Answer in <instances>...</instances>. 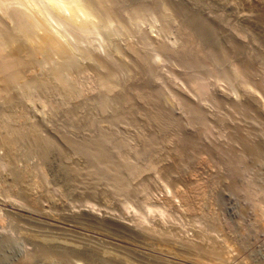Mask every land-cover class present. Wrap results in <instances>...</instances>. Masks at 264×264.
Segmentation results:
<instances>
[{
	"label": "rangeland",
	"instance_id": "374dc122",
	"mask_svg": "<svg viewBox=\"0 0 264 264\" xmlns=\"http://www.w3.org/2000/svg\"><path fill=\"white\" fill-rule=\"evenodd\" d=\"M128 1L103 14L93 0H0V36L8 30L23 35L18 30L20 14L35 38L49 32L63 49L45 59L38 54V62L28 55L43 36H20L23 44L17 38L15 43L21 45H7V52L2 47L6 56L24 47L31 64L22 70L26 78L20 76L11 85L13 92L0 94V136L13 133L19 142L10 156L0 142V264H58L47 260L44 244L33 240L37 229L70 243V237L87 236L88 229V244L84 252H73L74 264H218L208 250L221 252L232 264H264V8L257 11L252 32L236 20L237 30L218 40L206 29L209 23L196 26L198 21L189 15L193 28L202 33L193 39L184 30L175 1L166 0L167 15L150 0ZM185 7L191 15L193 10L200 13ZM214 13V8L204 10L208 17ZM233 38L244 39L247 48L229 46L227 40ZM143 55L157 59L152 65L155 73L147 72ZM7 95H14L13 105ZM156 97L173 109L158 105ZM233 98L240 104L234 105ZM28 126L39 128L42 141L51 139L53 149L44 153L34 148V132ZM45 156H50L46 163ZM32 166L40 169L30 172ZM71 166L70 172H80L79 176L68 174ZM19 167L24 170L19 172ZM15 169L21 174L16 184L21 183V189L10 183ZM39 194H46L39 196L40 202L47 200L41 202L47 204L44 209H54L57 212L51 213L58 217L67 211L91 218L77 223L79 228L70 226L72 216L68 228L52 227L28 203ZM80 228H86L84 234ZM59 232L70 235L64 238ZM200 249L203 259L197 261ZM227 259L220 264H228Z\"/></svg>",
	"mask_w": 264,
	"mask_h": 264
},
{
	"label": "bare ground",
	"instance_id": "6f19581e",
	"mask_svg": "<svg viewBox=\"0 0 264 264\" xmlns=\"http://www.w3.org/2000/svg\"><path fill=\"white\" fill-rule=\"evenodd\" d=\"M120 1H122V0H120ZM120 1H116V0H93V2H94V5H95V7L97 8V9H99V10H101V11H104L103 12V14L104 13H113V11L114 10H116V9H120V8H116L115 9V6L117 5V7H120V6H118V4H120ZM128 1V0H127ZM171 1H175V3L176 4H179V9H177L176 11H177V13H179V14H181L182 15V17H181V21H182V23H183V27H184V30H186L187 29V31H188V33L190 34V36H191V38L193 37V39H195L194 37H197V35H201L202 33H200V31H197L195 28H193V22H192V17L194 16V19L196 20V21H198V22H196L197 24H199V25H196V26H202V27H205L204 26V24L203 23H211V25H209V24H206V29H209V31H210V34L212 35V36H214V38L215 39H219V38H221V37H225L226 36V34H229L228 32H229V30H237V27L239 26V23L238 22H245V24L246 25H248V29L252 32V28H251V25L252 24H256V18H257V11H260L261 9L263 10V8H264V0H211V2H210V0H171ZM117 2V3H116ZM131 2V1H130ZM129 1H128V4L130 3ZM150 2H152L153 4H155L162 12H163V14H165V15H167V12H166V10H165V2H166V0H150ZM132 3V2H131ZM130 3V4H131ZM135 4V3H134ZM133 4V5H134ZM174 4V3H173ZM183 4H185V6L186 5H188V6H192V8H195L196 9V11L197 10H199V12L200 13H198V14H196L195 13V11L193 10L192 11V15L189 13L190 11H186L185 10V8L183 7ZM211 4V5H210ZM124 4H122V6H123ZM126 5V4H125ZM240 5H243L242 6V8L241 9H238L239 8V6ZM137 6V5H136ZM170 6V5H169ZM176 7V6H175ZM137 8V7H136ZM209 8H214V16L213 17H208V16H206L205 14H204V10L205 9H209ZM186 9H188V7L186 8ZM190 9V8H189ZM100 11V12H101ZM124 11V10H123ZM115 12V11H114ZM125 12V11H124ZM123 12V13H124ZM17 13V12H16ZM102 13V12H101ZM203 14L202 16L201 15H199V14ZM22 14V13H21ZM17 16H19V18H17V19H19V20H22V22L20 23V24H18V26L19 25H21L20 27H18V28H20V29H18V28H16V29H18V30H20V32H21V34H23V35H20V33L18 34V35H20V36H22V37H25V38H30V37H33V38H35V36H33V29H30V27L27 25V23H25L24 24V19H27L26 17L24 18V16L22 17V15H18V14H16ZM108 16H110L109 14H107ZM115 15V14H114ZM174 15V14H173ZM189 15L190 16H192V17H189ZM111 16H112V14H111ZM178 16V15H177ZM23 18V19H21V18ZM168 17V16H167ZM18 20V21H19ZM236 20H238V22H236ZM29 23H30V21H29ZM201 23V24H200ZM238 23V24H237ZM31 24V23H30ZM29 24V25H30ZM203 24V25H202ZM28 27H27V26ZM32 25V24H31ZM30 25V26H31ZM200 26V27H201ZM217 26H220L219 28L217 27ZM33 26H31V28H32ZM253 27V26H252ZM200 29V28H199ZM198 29V30H199ZM203 29V28H202ZM8 30V29H7ZM37 30V29H36ZM221 30V31H220ZM5 32H6V29L4 30ZM11 31V32H10ZM8 30L7 31V33H2V35L0 36V94L2 95V94H7V93H9V91H11V92H13L12 91V89H13V86L11 87V85H13L14 84V82H16L18 79H20V76L22 77L20 80H22V79H24L23 77H25L26 78V76H24L23 74V72H22V70L24 69V68H26V66H27V64H31V63H28L27 62V55H26V53L28 54L29 53V50H28V52H24V50L22 51L21 49H23L24 47H22L21 49H14L13 51L14 52H12V53H10L11 55L10 56H6V55H9V54H7V53H5L4 55H3V53L2 52H7V51H9V50H7V45L9 46L8 48H12L15 44L17 45L18 43V41L15 43V41L16 40H18L17 38H19L17 35H15V34H17L19 31H13L12 32V30ZM204 31H205V29H204ZM204 31H202V32H204ZM208 31V30H207ZM13 33V34H10V33ZM45 34H46V31L44 32ZM43 33V38L40 40L39 38H41L42 36L41 35H39V36H41V37H37L36 36V38L35 39H37L38 38V40H40L39 42H37L38 44L37 45H35V50H34V48H32V46H34V45H32L31 43H32V41H29V43H30V47H31V50L33 51L31 54H29L28 56H30V58L32 57H34L35 58V60L36 61H38L39 62V60H38V58H37V56H38V54L41 56V58H42V56L44 57V59L45 58H48V57H50V55H54V54H50V53H52V51L54 52V51H58L57 53H62L63 52V49H62V46L60 47L59 45H58V41L56 40V39H54L53 37L54 36H51V35H49L48 33L49 32H47V34L45 35ZM35 34V33H34ZM189 34H188V36H189ZM36 35V34H35ZM204 35V34H203ZM205 36V35H204ZM21 38V37H20ZM19 38V39H20ZM27 38V39H28ZM32 38V39H33ZM205 38V37H204ZM26 39V40H27ZM31 39V38H30ZM197 39H199V38H197ZM234 39V38H233ZM34 40V39H33ZM200 40H202V39H200ZM224 40V39H223ZM197 41V40H196ZM205 41H207V40H205ZM221 41V40H220ZM20 42H22L21 44H23V42H24V40L22 39V41H21V39H20ZM138 42V41H137ZM146 42H148V40L146 41V39H145V43ZM193 42V41H192ZM191 42V43H192ZM199 42V41H198ZM204 42V41H203ZM203 42H201V43H203ZM208 42V41H207ZM227 42H228V44H229V46H232V48H233V46H236V45H238L239 47H241V48H244V49H246L247 47V44H246V42H245V40L244 39H234V40H227ZM26 43V42H25ZM28 43V44H29ZM33 43H35V41H33ZM127 43V42H126ZM133 43V42H132ZM145 43H144V46L145 47H147L146 45H145ZM200 43V42H199ZM212 43V42H211ZM223 43V42H222ZM20 43L18 44V46L19 45H21ZM27 44V43H26ZM59 44H60V42H59ZM148 44V43H147ZM15 45V46H16ZM25 45V44H24ZM127 45V44H126ZM205 45V44H204ZM5 46V47H4ZM23 46V45H22ZM29 46V45H28ZM27 46V47H28ZM135 46V45H134ZM222 46V45H221ZM263 46V45H262ZM2 47H3V49L5 50H3L2 49ZM25 47H26V45H25ZM165 47V46H164ZM164 47H162L161 46V48H162V50H163V48ZM227 47V46H226ZM160 48V49H161ZM219 48H221V50L223 51V52H226L224 49L225 48H223L222 49V47H219ZM26 49V48H25ZM30 49V48H29ZM164 49H166V51H168V49L165 47ZM229 49V48H228ZM3 50V51H2ZM30 50V51H31ZM133 50H134V48L132 49V52H133ZM136 50V49H135ZM217 50V49H216ZM12 50H10V52H11ZM25 51H27V49L25 50ZM165 51V50H164ZM184 51V50H183ZM222 51H220V52H222ZM229 51V50H228ZM21 52H24V53H22V54H24L23 56H22V54H21ZM65 52H66V49H65ZM136 52H137V50H136ZM135 52V53H136ZM141 51H139V53L137 54L136 53V55H135V57L137 58L142 52H143V50H142V52L140 53ZM144 52L146 53V51H145V49H144ZM173 52V51H172ZM207 52V51H206ZM169 53V52H168ZM171 53V52H170ZM180 53V52H179ZM204 53V52H203ZM219 53V52H218ZM50 54V55H49ZM55 54H56V52H55ZM63 54H65V53H63ZM144 54V53H143ZM172 54V53H171ZM174 54V53H173ZM180 54H182V53H180ZM205 54V53H204ZM26 55V57L25 58H23L24 56ZM146 55H147V53H146ZM221 55V54H220ZM181 56V55H180ZM213 56V55H212ZM63 57H65V56H63ZM141 57V56H140ZM139 57V58H140ZM149 58V59H147V58ZM205 57H207V56H205ZM33 58V59H34ZM40 58V59H41ZM141 58H143V59H141V61H143L142 63L145 65V69L147 70V72L148 73H150V74H152L151 72L153 71V67H152V65H153V63H154V61L155 60H157V59H154L153 61L152 60H150V56L148 57V56H145V55H143V57H141ZM43 59V58H42ZM41 59V60H42ZM187 59V58H186ZM186 59H183V60H185L186 62L185 63H187L188 61L186 60ZM190 59V58H189ZM206 59V58H205ZM60 60H62V59H60ZM194 60V59H193ZM203 60V59H202ZM64 61H65V59H64ZM67 61H68V59H67ZM136 61H137V59H136ZM138 61H140V60H138ZM181 62V61H180ZM189 62H191V61H189ZM37 63V62H36ZM71 63V62H70ZM141 63V62H140ZM140 64V68L139 69H141V65H143V64ZM183 63V62H182ZM204 63V62H203ZM192 64V63H191ZM196 64V63H195ZM37 65H39V64H37ZM37 65H34V66H36L37 67ZM41 65V64H40ZM39 65V66H40ZM115 65V67H118L119 65L117 64V66H116V64H114ZM131 65V64H130ZM188 65V64H187ZM29 66V65H28ZM27 66V67H28ZM133 66V65H132ZM139 66V65H138ZM154 66V65H153ZM183 66V65H182ZM192 66V65H191ZM59 67V66H58ZM120 67V66H119ZM143 68V67H142ZM155 68V67H154ZM27 69V68H26ZM25 69V70H26ZM30 69H31V67H30ZM32 69H33V67H32ZM35 69V68H34ZM111 70V72L109 71V73L108 74H110V75H112L113 73L112 72H114V70H112V69H110ZM31 71V70H30ZM57 71H58V68H57ZM57 71H55V72H57ZM186 71V70H185ZM146 72V73H147ZM154 72V71H153ZM21 73H22V75H21ZM131 73V72H130ZM133 73V72H132ZM155 73V72H154ZM187 73V72H186ZM27 74V73H26ZM57 74L59 75V71L57 72ZM56 74V75H57ZM61 74V73H60ZM116 74H118V73H116ZM38 75V74H37ZM58 75H57V77L56 78H58ZM97 75V74H96ZM100 75V74H99ZM63 76V75H62ZM147 76H148V74H147ZM187 76V75H186ZM230 76V75H229ZM33 77H34V75H33ZM61 77V76H60ZM151 77V75L149 76V78ZM97 78V77H96ZM102 78H104V77H102ZM144 78H146V76L144 77ZM143 78V79H144ZM149 78H146V80L148 79L149 80ZM31 79V78H30ZM39 80H40V78H38ZM107 79V78H106ZM112 79V78H111ZM110 79V80H111ZM152 79V78H151ZM20 80H19V82H20ZM50 80V79H49ZM99 80H101V78L99 79ZM105 80V79H104ZM153 80V79H152ZM41 82H43V80H40ZM103 81V80H102ZM102 81H99V82H102ZM194 81V80H193ZM22 82H24V80L22 81ZM17 83H18V81H17ZM37 83V82H36ZM39 83V82H38ZM105 83V82H104ZM132 83V82H131ZM151 83H152V81H151ZM16 84V83H15ZM64 84V83H63ZM112 85V84H111ZM110 85V86H111ZM147 85H148V83H147ZM150 85V84H149ZM62 86V85H61ZM104 86V85H103ZM130 87V86H129ZM156 87V86H155ZM158 87V86H157ZM11 88V89H10ZM154 88V87H153ZM68 89V88H67ZM73 89V88H72ZM157 89V88H156ZM147 90V89H146ZM155 90V89H154ZM159 90V89H158ZM158 90H156V91H158ZM163 90V89H162ZM69 91H71V90H69ZM150 91V90H149ZM156 91H153V92H155L156 93V95H158V93H160V90L158 91V93L156 92ZM72 92V91H71ZM134 92V91H133ZM151 93V95L152 94H154L155 95V93ZM68 93H70V92H68ZM180 93V92H179ZM108 94V93H107ZM144 94H146V93H144ZM183 94V93H182ZM0 95V96H1ZM11 95V94H10ZM10 95H7V99H8V101H9V103L10 102H13V96L11 97ZM105 95V94H104ZM149 95V94H148ZM172 95V94H171ZM174 95V94H173ZM142 96V95H141ZM160 96V95H159ZM6 97V96H5ZM146 96H144L143 98L146 100V98H149V97H146ZM162 97V95L160 96V98ZM15 98V97H14ZM119 98V97H118ZM153 98V97H152ZM174 98V97H173ZM180 98V97H179ZM68 99H70V98H68ZM72 99V98H71ZM158 98L156 97V98H154L153 100H155V102H158L159 100H161V99H159V100H157ZM163 99V98H162ZM175 99V98H174ZM87 100V99H86ZM142 100V99H141ZM149 100V99H148ZM166 100L167 101H170L169 100V98L168 99H166L165 98V102H166ZM177 100V99H176ZM0 101H1V99H0ZM5 101H6V99H5ZM8 101H6V102H8ZM81 101V100H80ZM84 101V100H83ZM163 101V100H162ZM161 101V102H162ZM232 101V103L234 104V105H238V104H240V102H239V100L238 99H236V98H233V100H231ZM5 102V103H6ZM160 102V101H159ZM158 102V105L161 103H159ZM8 103V104H9ZM90 103V102H89ZM153 103V102H152ZM163 104H165L164 103V101H163ZM167 104V103H166ZM190 104V103H189ZM10 105H13V104H11L10 103ZM157 105V107L158 108H160L159 106ZM90 106V105H89ZM88 106V107H89ZM160 106H163L164 108H170L171 107V105L169 106V105H167V106H165V105H161L160 104ZM186 106V105H185ZM87 107V106H86ZM90 108V107H89ZM152 108V107H151ZM172 108V107H171ZM171 108L169 109V110H171ZM173 109V108H172ZM74 110V109H73ZM81 110V109H80ZM89 110V109H88ZM130 110V109H129ZM147 110V109H146ZM150 110V109H149ZM168 110V109H167ZM125 113V112H124ZM130 113V112H129ZM165 113V112H164ZM69 114V113H68ZM159 114H160V112H159ZM159 114H157V116L155 117V118H157L158 116H159ZM76 115V114H75ZM128 115H130V114H128ZM144 115V114H143ZM125 116V115H124ZM162 115L160 114V116L159 117H161ZM133 117V116H132ZM131 118V117H130ZM154 118V117H153ZM162 118V117H161ZM161 118H160V120H161ZM178 119V118H177ZM158 120H159V118H158ZM205 120V119H204ZM141 122V121H140ZM143 122V121H142ZM99 123V122H98ZM144 124H145V122H144ZM170 124V123H169ZM29 127V126H28ZM87 127V126H86ZM28 129H30V130H33V132H34V145L36 146V147H34V145H33V147L34 148H36L37 149V147L39 148V147H41L40 149L41 150H43V152L44 153H46V151H48V148H52V147H50L49 146V142H50V140L48 141V137H46V138H44V140L42 141V139H40V136L38 137L37 136V133H36V129L37 128H33V126L32 127H29ZM59 129V128H58ZM235 129V128H234ZM37 130H39V128L37 129ZM8 131H10V130H8ZM241 131H243V130H241ZM7 132V131H6ZM11 132V131H10ZM1 133V132H0ZM234 133V132H233ZM3 135H4V133H2ZM7 134V133H6ZM238 134V133H237ZM39 135V134H38ZM65 135V134H64ZM63 135V136H64ZM7 137V136H6ZM1 138V136H0V142L1 143H3L6 147H7V150H8V153L7 154H9L8 156H10L11 154H13V152L15 151V149L17 148V146L19 145V142H18V140L14 137V135H13V133H12V136H11V133H10V136H8V138ZM44 137V136H43ZM238 137V136H237ZM243 138H244V136H243ZM67 140V139H66ZM52 141V140H51ZM54 141V140H53ZM73 141V140H72ZM68 142V141H67ZM52 144H54L53 142L51 143V145ZM68 144V143H67ZM69 145V144H68ZM54 146V145H53ZM72 146V145H71ZM32 147V148H33ZM56 147V146H55ZM54 147V148H55ZM74 147V146H73ZM5 148V147H4ZM20 148H21V146H20ZM72 148V147H71ZM17 149H19V146H18V148ZM53 149V148H52ZM6 150V149H5ZM40 150V151H41ZM73 150V149H72ZM255 150V149H254ZM263 150V149H262ZM53 151V150H52ZM52 151H50L49 153H51ZM57 151V150H56ZM257 151V150H256ZM7 152V151H6ZM17 152V151H16ZM16 152H15V154H16ZM250 152V151H249ZM19 153V152H18ZM49 153H47V154H49ZM53 153H54V151H53ZM52 153V154H53ZM61 153V152H60ZM65 153V152H64ZM180 153V152H179ZM6 154V153H5ZM43 155H46V154H43ZM42 155V156H43ZM58 155H59V153H58ZM41 156V155H40ZM41 156V157H42ZM54 156V155H53ZM53 156H51V157H53ZM61 156V155H60ZM59 156V157H60ZM66 156V155H65ZM4 157H5V155H4ZM7 157V156H6ZM15 157V156H14ZM48 157H50V156H45V157H43L42 159H48ZM47 159L45 160V163H46V161H47ZM73 159V158H72ZM43 160V161H44ZM81 160V159H80ZM73 164H75V163H73ZM82 164V163H81ZM54 165V164H53ZM56 165V164H55ZM54 165V166H55ZM59 165V164H58ZM61 165V164H60ZM26 166H24L23 168H25ZM27 167H28V165H27ZM30 167V166H29ZM33 167V169H34V166H32ZM78 168V166H74V168ZM176 167V166H175ZM17 169H18V167H16ZM22 168V169H23ZM62 168H63V166H62ZM61 168V169H62ZM22 169H20V167H19V172L22 170ZM27 169V168H26ZM25 169V170H26ZM31 168H29V169H27V170H30ZM30 170V172H32V171H36L35 169H37V168H35L34 170ZM40 169V168H39ZM39 169H37V170H39ZM55 169V168H54ZM66 169H68V168H65V170ZM24 170V169H23ZM41 170H42V168H41ZM72 170V166H71V169L70 170H68L69 171V173L68 174H70L71 173V175H77L78 174V176L80 175L79 173H77V174H74V172H70ZM58 171V170H57ZM63 171V170H62ZM75 171V170H74ZM76 171H77V169H76ZM37 172V171H36ZM36 172H33V173H36ZM65 172V171H64ZM78 172V171H77ZM90 172V171H89ZM12 173H14L13 174V177H12V175H10L11 176V178H13V180H11L10 181V183L12 184V186H13V188H15L16 186L18 187V185H16V184H19V178L21 177V174H19L18 173V170H17V172H16V169L14 170V171H12ZM26 173V172H25ZM24 173V175H29V174H25ZM29 173V172H28ZM42 173L44 174V172H40L39 173V176H41L42 175ZM66 173V172H65ZM73 173V174H72ZM76 173V172H75ZM22 174H23V172H22ZM95 174V173H94ZM9 175V174H8ZM38 176V174H35V176ZM66 175H67V173H66ZM65 175V176H66ZM31 177H34V175L33 176H31ZM45 177V176H44ZM61 177V176H60ZM27 178H28V176H27ZM35 178L36 177H34V179L33 180H35ZM40 178V179H39ZM39 178H37V180L39 179V180H41V179H43V178H41V177H39ZM63 178V177H62ZM69 178V177H68ZM8 179H9V177H8ZM67 178H63V180H66ZM19 180V181H18ZM25 181V180H24ZM36 181V180H35ZM43 181H45V179L43 180ZM69 181H71V180H69ZM18 182V183H17ZM22 182H23V180H22ZM66 182V181H65ZM65 182H64V184H65ZM5 183H7V179H6V182ZM8 184V183H7ZM24 184V183H23ZM37 184V183H36ZM35 184V185H36ZM43 184V183H42ZM20 185L22 186V184L20 183ZM19 185V189H21L20 186ZM34 185V184H33ZM34 185V186H35ZM44 185V184H43ZM71 185H72V183H71ZM71 185H67V182H66V186H71ZM7 186V185H6ZM9 186H11V185H9ZM12 186H11V188H12ZM25 186V185H24ZM30 186V185H29ZM8 187V186H7ZM38 187H39V185H38ZM44 187L45 186H43V189H44ZM10 188V187H9ZM10 188V189H11ZM41 188V187H40ZM39 188V189H40ZM16 189H14V190H12L13 192H18L19 190L17 189L16 191H15ZM22 190H24L23 188H22ZM31 190V189H30ZM35 190H36V187H35ZM41 190V189H40ZM28 192V190H27V188H26V190H25V192ZM34 191V190H33ZM42 191H44L45 192V190H42ZM19 192H21V193H23L24 194V192L23 191H19ZM43 192V193H44ZM21 193H19V194H21ZM36 193H38L37 192V190H36ZM36 193H34V195L36 194ZM46 194L48 193H50L49 191L47 192H45ZM22 194V195H23ZM40 194H41V191H40ZM40 194L37 196H32L30 199H31V201H28V203L29 202H31V204L33 203V207H34V209H32L33 211H35L39 216H41V217H44V218H46L47 220H49V222H47L46 224H48V225H50V226H52V227H56V228H58V229H61V230H64L65 229V226L67 227V225L69 226L70 225V223H68L67 222V220H71V219H69V218H71V216H72V221H74V223H72L70 226H74V227H78L76 224L77 223H80V222H84V224H85V221L87 222V220L89 219V218H91V217H89V218H87V217H82V216H78V215H76V214H74V215H71V214H69V213H67V211H65V212H63V216H56L57 215V213H56V215L55 214H53V213H51L52 211H50L49 212V209H44V207L45 206H47V204H42L41 202H43V200L40 202L39 201V198L41 197H43L44 195H46V194H44L43 196H40ZM47 194V195H48ZM49 195H51V194H49ZM27 196V195H26ZM40 196V197H39ZM28 197V196H27ZM47 197V196H46ZM51 197V196H50ZM26 198V197H25ZM44 198H45V196H44ZM28 199V198H27ZM52 199H54V196L48 201V202H50V201H53ZM47 201V200H46ZM45 200H44V202H46ZM60 201V200H59ZM60 202H62V200L60 201ZM49 204V203H48ZM57 204H59V203H56V205ZM59 205H61V203L59 204ZM58 205V206H59ZM50 206L52 207H54L55 205L54 204H50ZM62 206V205H61ZM52 207V208H53ZM56 207V206H55ZM65 207V206H64ZM63 207H61V209H62ZM59 209H60V207H59ZM61 209H60V212H61ZM65 209V208H64ZM48 210V211H47ZM57 210H58V207H57ZM83 211V210H82ZM82 211H80V212H82ZM53 212H57V211H53ZM70 212V211H69ZM84 213H87V211H85ZM81 215H82V213H80ZM89 214V213H88ZM89 215H92V213L91 214H89ZM75 216V217H74ZM77 216V217H76ZM86 216V215H85ZM61 218H63V219H61ZM97 220V219H96ZM100 222V221H99ZM88 223V222H87ZM93 223V222H92ZM97 223H98V221H97ZM101 223V222H100ZM83 224V225H84ZM96 224V223H95ZM95 224H93V225H95ZM117 224V223H116ZM115 224V225H116ZM87 225V224H86ZM85 225V227L87 228L88 226H86ZM92 225V224H91ZM98 225H99V223H98ZM118 225V224H117ZM43 226V225H42ZM44 226H46L45 224H44ZM43 226V229L45 228ZM97 226V225H96ZM112 226V225H111ZM122 226V225H121ZM49 227V226H48ZM51 227V228H52ZM84 227V226H83ZM89 227H90V224H89ZM117 227H119V226H117ZM51 228H50V230H51ZM56 228H54V229H56ZM68 228V227H67ZM79 228V227H78ZM86 228H84V229H86ZM91 228L93 229L94 227H92L91 226ZM103 228V227H102ZM46 229L48 230V228L46 227ZM77 229V228H76ZM84 229H81L80 228V230H78V231H81L82 232V234H84L83 233V230ZM73 230L76 232V230L73 228ZM72 230V231H73ZM95 230V229H94ZM66 231H67V229H66ZM73 231V232H74ZM85 231H87L86 232V234H87V236H85V235H83V236H85V239H84V237L82 236L81 237V235H80V237L79 238H83V239H74L73 237H70V236H67V237H70L71 239H73L74 241L72 242V243H70V242H68L67 240H63V239H61L58 235H55V234H51V235H46V231L44 232V231H42V229H37L36 231H34L33 230V234H32V237H33V240L35 241V242H37V244L38 243H41V244H44V249H43V255H44V257L47 259V260H54V261H56L58 264H74L73 263V252L74 251H83L82 250V248H85V247H83V245H84V243H87L85 240H86V237L88 238V236H89V232H88V229H86ZM107 231V230H106ZM126 231V230H125ZM56 232H58V231H56ZM56 232H54V233H56ZM60 233V232H59ZM68 233V234H67ZM66 234L64 233V235L66 236V235H70V233L69 232H67ZM80 233V232H79ZM89 233V234H88ZM93 233L94 234H96V232L95 231H93ZM97 233H99V232H97ZM81 234V233H80ZM129 234V233H128ZM127 234V235H128ZM60 235L61 236H63L64 238H66L64 235H62L61 233H60ZM79 235V234H78ZM72 236V235H71ZM75 236V235H74ZM92 235H90V237H91ZM95 236V235H94ZM130 236H131V234H130ZM129 236V237H130ZM77 237V238H78ZM93 238V237H92ZM91 238V239H92ZM90 239V238H89ZM89 239H87V241H90ZM131 239V238H130ZM82 240H84V241H82ZM93 240V239H92ZM91 240V241H92ZM94 240H95V238H94ZM97 240V239H96ZM91 241H90V243H91ZM160 242V241H159ZM97 243V242H96ZM186 243V242H185ZM40 244V245H41ZM88 244V243H87ZM48 245V246H47ZM200 245V244H199ZM45 246H46V248H45ZM88 246H90V244L88 245ZM94 247H95V245H94ZM193 247V246H192ZM194 247H197V246H195L194 245ZM200 247V246H199ZM90 250V249H89ZM88 250V251H89ZM98 250V249H97ZM112 250V249H111ZM168 250V249H167ZM173 250V249H172ZM189 250V249H188ZM41 251V250H40ZM96 251V250H95ZM169 251V250H168ZM171 251V250H170ZM205 251H207V250H205ZM38 252V251H37ZM84 252V251H83ZM176 251L174 250V253H175ZM202 252H204V250H198L197 252H196V254L195 255H197V257H196V260L198 261V260H202L203 259V257H201L200 259H199V257L201 256L200 254L202 253ZM41 253H39L40 255H39V257L40 256H43V255H41ZM75 253V252H74ZM87 253V252H86ZM89 253H91V252H89ZM95 252H93L92 254H94ZM173 253V254H174ZM179 253V252H178ZM189 253V252H188ZM190 253H193V251L192 252H190ZM219 253H221V252H218V251H209L208 250V254L210 255V257L212 256V258L215 260V262H217L218 264H220L221 262H222V260L223 261H225L226 259H224V257H221V254H219ZM173 254H170L171 256H173ZM175 254H177V253H175ZM194 254V253H193ZM193 254L191 255V257H194L193 256ZM75 255H76V253H75ZM97 255V254H96ZM153 255V254H152ZM208 255V256H209ZM188 256H189V254H188ZM206 256H207V254H206ZM96 258H97V256H95ZM175 257V256H174ZM183 257V256H182ZM185 257V256H184ZM183 257V258H184ZM190 257V258H191ZM180 258V257H179ZM182 258V259H183ZM204 258H205V256H204ZM223 258V259H222ZM90 259V258H89ZM92 259V258H91ZM93 259H94V257H93ZM177 259V258H176ZM230 259V258H229ZM229 259H227V263L229 264L230 262V260ZM181 260V259H180ZM195 260V259H194ZM195 260V261H196ZM92 261V260H91ZM97 262H98V260H96ZM114 261H116V260H114ZM157 261V260H156ZM194 261V262H195ZM233 261V260H232ZM232 261H231V263L230 264H232ZM87 262V261H86ZM188 262H190L189 260H188ZM193 262V261H192ZM234 262V261H233ZM95 263V262H94ZM179 263V262H178ZM199 263H202V261L201 262H199ZM115 264V263H114ZM134 264V263H133ZM197 264V263H196ZM234 264V263H233ZM235 264H237V262H235ZM240 264V263H239Z\"/></svg>",
	"mask_w": 264,
	"mask_h": 264
}]
</instances>
